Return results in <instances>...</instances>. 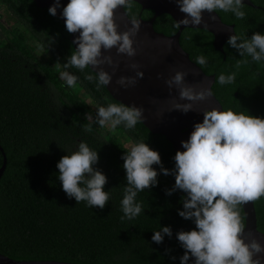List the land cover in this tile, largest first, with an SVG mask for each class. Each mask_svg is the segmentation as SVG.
I'll list each match as a JSON object with an SVG mask.
<instances>
[{"label": "trees", "instance_id": "16d2710c", "mask_svg": "<svg viewBox=\"0 0 264 264\" xmlns=\"http://www.w3.org/2000/svg\"><path fill=\"white\" fill-rule=\"evenodd\" d=\"M250 1L256 7L245 5L243 19L231 12L215 11L224 23L234 25V34L248 38L254 32L264 34V0ZM131 3V8L124 7L129 18H152L151 10L144 12L140 5ZM0 6L65 70L62 65L74 47L70 34L56 17L33 0H0ZM153 28L165 35L178 29L167 14L158 16ZM212 39L204 29L185 28L179 43L195 63L198 56L206 57V64H196L204 73L214 75L211 91L223 110L264 118V62L240 57L227 41L224 53H220L213 48ZM243 59L248 63L237 69V61ZM68 71L99 107L118 103L104 86L97 88L95 81L86 79L89 74L96 75L90 68ZM232 72H236L232 84L217 82L220 74ZM87 111V104L77 92L35 58L25 34L12 31L10 38L0 44V146L7 159L0 178V253L13 259L82 264H180L184 249L176 233L192 230L195 224L178 215V210H183L185 193L176 190L166 194L173 188L174 175L161 173L156 186L137 195V202H142L145 210L132 220H121L127 183L122 156L128 150L119 134H125L133 144L147 143L158 151L162 166L169 170L175 168L176 152L164 136L152 134L140 122L132 129L121 125L103 134L86 119ZM89 124L91 131L87 130ZM81 141L97 151L99 159L94 167L107 177L103 190L110 191V200L102 210L68 198L58 179V161L76 151ZM153 167L159 172L160 166ZM253 203L257 229L264 233V196ZM240 214L244 222L241 207ZM163 226L171 227L172 236H165L157 244L151 237Z\"/></svg>", "mask_w": 264, "mask_h": 264}, {"label": "clouds", "instance_id": "9594fccd", "mask_svg": "<svg viewBox=\"0 0 264 264\" xmlns=\"http://www.w3.org/2000/svg\"><path fill=\"white\" fill-rule=\"evenodd\" d=\"M175 3L185 14L176 21L177 28L200 25L205 11L222 10L233 13L237 19L245 17L242 0H175ZM131 6V0H68L61 13L65 28L70 34L79 33L73 40L76 48L60 73L68 87L74 86L78 79L68 71L70 68L84 70L103 64L113 65L112 57L102 55V50L115 48L117 54L136 55L133 37L140 23L134 18L128 30L119 32L114 20L115 9ZM59 7L60 0H54L49 14L55 16ZM227 44L236 49L240 57L249 56L253 62H264V34L254 32L250 38L233 34ZM196 63L204 65L207 59L200 55ZM247 63V59L238 60L236 68ZM131 67L138 66L132 64ZM186 75L177 71L165 83L169 88L178 87L181 100L203 101L211 96L209 88L196 90L186 85ZM136 77L142 78L143 73L137 71ZM86 79L95 81L100 88L107 86L112 77L100 68L95 76L89 74ZM235 79L236 72L222 73L217 82L232 84ZM135 83L136 79L131 77L122 76L117 80V84L125 88ZM174 107L187 113L192 110V103L175 104ZM143 111L135 105L109 103L106 107H98L95 118L86 114V119L101 127L110 124L113 129L121 125L132 129L142 121ZM87 130L91 131V124ZM181 146L184 151H176L173 170L164 168L158 151L152 150L144 141L135 142L124 151L122 160L127 183L121 200V220H132L145 210L143 203L137 202V195L156 186L158 175H174L173 188L166 190V194L172 195L176 190L185 193L183 210H178V215L195 224L192 230L176 233V239L184 249L180 264H188L190 258H193V264H261L264 246L255 238L245 243L240 207L264 196V118L213 107L203 112V121L193 125V131L186 141H181ZM98 159L97 151L81 141L77 150L62 156L56 167L68 198H74L77 204L83 201L90 208L102 210L110 200V191L103 190L107 184L106 175L94 167ZM153 165L160 166L159 172ZM165 236L171 238L170 226L160 227L151 239L160 244Z\"/></svg>", "mask_w": 264, "mask_h": 264}, {"label": "water", "instance_id": "95a60500", "mask_svg": "<svg viewBox=\"0 0 264 264\" xmlns=\"http://www.w3.org/2000/svg\"><path fill=\"white\" fill-rule=\"evenodd\" d=\"M38 7L46 8L53 6L54 0H33ZM142 9H148L153 12L151 19H143L140 16L136 20L140 27L133 37V47L136 49V55L128 57L125 54H117L116 49L103 51L102 55L111 56L113 65L103 64L98 68L89 67L95 74L103 68L108 72L112 79L104 86L108 94L117 101L125 105H135L143 108L142 121L140 122L152 134H161L171 144L173 150L184 151L181 141H186L193 131V125L203 121V112L211 110L213 107L223 110L220 102L211 91L214 83V75L206 74L203 70L190 59L189 54L181 47L179 43L180 34L185 28L204 29L208 31L213 39V48L224 53L223 46L230 35L234 34V25L224 23L216 13L207 11L202 13V23L200 25H181L172 35H165L157 32L153 28V21L162 14L169 15L173 21H179L185 14L179 11L175 0H131ZM68 3V0H60V7L57 8L56 17L63 25L64 18L62 9ZM247 6L256 7L250 0H242ZM114 20L117 24V30L123 32L132 25L133 19L129 18L124 8L118 7L114 10ZM65 26V25H64ZM70 34V33H69ZM79 33L70 34L69 39L73 40ZM74 49L76 45L73 44ZM136 64L137 68L131 65ZM143 73V77H136V72ZM182 71L187 73L185 84L193 86L196 90L201 87L209 88L211 96L203 101L190 102L179 98V89L177 86L169 88L165 83L175 72ZM131 77L136 79L134 85L121 87L117 84L120 77ZM192 103V110L184 113L174 107L175 104ZM2 163L0 165V178L6 167L7 159L0 146ZM244 215L245 229L243 239L245 243L255 238L264 246V233L257 229V218L253 202H248L241 206ZM261 264H264V253L260 254ZM0 264H82L59 260H25L13 259L0 253ZM188 264H193V258H190Z\"/></svg>", "mask_w": 264, "mask_h": 264}, {"label": "rangeland", "instance_id": "374dc122", "mask_svg": "<svg viewBox=\"0 0 264 264\" xmlns=\"http://www.w3.org/2000/svg\"><path fill=\"white\" fill-rule=\"evenodd\" d=\"M12 31H17L25 34L33 47V50L35 52V58H37L39 61L46 64L47 66L51 67L55 72H57V74L61 78L60 73L64 70L55 61L51 54L46 49H44L36 40L30 38L23 26L10 14V12L5 7L0 6V44L5 43L6 40L10 38ZM72 88L77 92L78 96L87 104L88 111L86 112V114H91L93 118H95L99 106L83 91V89L79 85L75 84L74 86H72ZM91 122L103 134L110 130H113L110 124H105L103 127H101L97 123H94L93 121ZM119 140L127 150H129L133 145L130 139L123 133L119 134ZM158 178H160V175H158Z\"/></svg>", "mask_w": 264, "mask_h": 264}, {"label": "flooded vegetation", "instance_id": "af4514ba", "mask_svg": "<svg viewBox=\"0 0 264 264\" xmlns=\"http://www.w3.org/2000/svg\"><path fill=\"white\" fill-rule=\"evenodd\" d=\"M142 11H144V12H149L150 10H147V9H142Z\"/></svg>", "mask_w": 264, "mask_h": 264}]
</instances>
